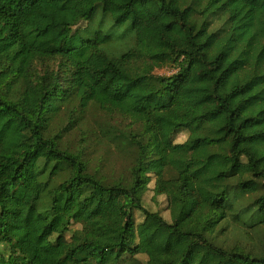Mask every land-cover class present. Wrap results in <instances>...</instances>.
Masks as SVG:
<instances>
[{
  "label": "trees",
  "instance_id": "16d2710c",
  "mask_svg": "<svg viewBox=\"0 0 264 264\" xmlns=\"http://www.w3.org/2000/svg\"><path fill=\"white\" fill-rule=\"evenodd\" d=\"M230 1L0 0V264H155L150 220L177 264H264V3ZM143 29L179 70L146 94L114 53Z\"/></svg>",
  "mask_w": 264,
  "mask_h": 264
},
{
  "label": "rangeland",
  "instance_id": "374dc122",
  "mask_svg": "<svg viewBox=\"0 0 264 264\" xmlns=\"http://www.w3.org/2000/svg\"><path fill=\"white\" fill-rule=\"evenodd\" d=\"M246 0H231L228 3L229 9L231 11L239 10L242 7L243 2ZM262 5L264 0H247ZM97 20H99L97 18ZM109 22V21H108ZM111 23V22H109ZM78 28H86V24L83 23L80 26L74 27V30ZM125 44L121 41H117L114 47V53L117 58H120V63L123 70L133 77L145 76L146 79L142 84V92L144 94L150 92L151 88L154 87L155 82L153 79L165 77L168 78L172 73L171 66L165 64L161 59V55L168 51V48L159 39H157L151 32L146 29L138 31L134 38L131 40H125ZM126 57H123L125 56ZM126 58V59H125ZM47 64L53 61H46ZM39 71L45 70L49 72V67L45 65H40L38 67ZM179 72V70H178ZM69 73L66 72L60 76V80L65 83ZM174 77V76H173ZM156 87V86H155ZM152 91V90H151ZM202 96L195 93H188L185 98H183L174 108L169 110L164 114H157L150 118L147 114H137L132 118H124L118 114H113L112 123L117 126L127 122L133 121L135 125L140 122L157 123L161 116L174 118L177 122H187L191 121L197 116L209 115L210 109L207 105L202 104ZM139 127V126H137ZM1 129V127H0ZM184 137V134H181ZM10 147L0 148V156L6 154ZM105 152V147H102L99 156L102 158ZM110 161L114 164L113 168H106V176H111V171L116 170L121 171L122 163L114 158H110ZM149 227L151 230V235L154 237L152 241V251L149 257L153 259L155 264H160L162 261H168L173 264H177L184 252L185 247L177 246L172 243V240L167 232V230L159 226L156 222L150 220ZM77 228H81L80 225H76Z\"/></svg>",
  "mask_w": 264,
  "mask_h": 264
},
{
  "label": "built area",
  "instance_id": "2783aa9c",
  "mask_svg": "<svg viewBox=\"0 0 264 264\" xmlns=\"http://www.w3.org/2000/svg\"><path fill=\"white\" fill-rule=\"evenodd\" d=\"M177 73H178V70H177V69H172V73L170 74L169 77H173V76H175Z\"/></svg>",
  "mask_w": 264,
  "mask_h": 264
},
{
  "label": "bare ground",
  "instance_id": "6f19581e",
  "mask_svg": "<svg viewBox=\"0 0 264 264\" xmlns=\"http://www.w3.org/2000/svg\"><path fill=\"white\" fill-rule=\"evenodd\" d=\"M1 127V126H0Z\"/></svg>",
  "mask_w": 264,
  "mask_h": 264
}]
</instances>
